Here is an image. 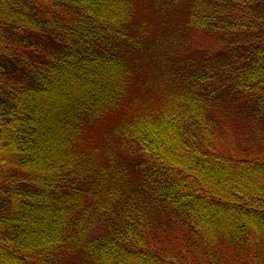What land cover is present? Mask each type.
Masks as SVG:
<instances>
[{"label": "trees", "instance_id": "16d2710c", "mask_svg": "<svg viewBox=\"0 0 264 264\" xmlns=\"http://www.w3.org/2000/svg\"><path fill=\"white\" fill-rule=\"evenodd\" d=\"M0 264H264V0H0Z\"/></svg>", "mask_w": 264, "mask_h": 264}]
</instances>
